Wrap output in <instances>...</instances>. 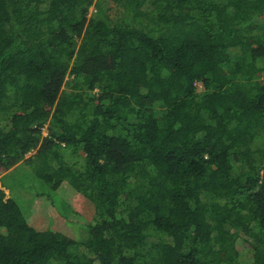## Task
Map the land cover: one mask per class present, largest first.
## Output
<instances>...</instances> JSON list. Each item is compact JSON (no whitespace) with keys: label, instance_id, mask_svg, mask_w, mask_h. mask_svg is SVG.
I'll use <instances>...</instances> for the list:
<instances>
[{"label":"trees","instance_id":"trees-1","mask_svg":"<svg viewBox=\"0 0 264 264\" xmlns=\"http://www.w3.org/2000/svg\"><path fill=\"white\" fill-rule=\"evenodd\" d=\"M12 168L85 233L0 189V264H264V0H0Z\"/></svg>","mask_w":264,"mask_h":264},{"label":"rangeland","instance_id":"rangeland-1","mask_svg":"<svg viewBox=\"0 0 264 264\" xmlns=\"http://www.w3.org/2000/svg\"><path fill=\"white\" fill-rule=\"evenodd\" d=\"M110 6L113 8L112 13H115L118 10V6L115 3H111ZM94 11L95 7L92 6L90 8L89 16ZM201 88L202 87L199 86L198 91H200ZM62 89H66V87L63 86ZM43 133L45 135L47 134V128H44ZM36 151L37 149L32 151L29 155L34 154ZM24 173L25 171L21 172L20 169L18 170L15 168L1 173L0 189H3L6 192L7 197L12 196L16 200H20L19 203L25 214L29 215V217H35V222H38L39 225H41L40 222H43V225H41L42 228L43 226H48L47 224H51L52 228L56 231H62L72 238H81L83 236V232L85 233V228L80 225L82 223L81 219L84 217L74 211L75 208H79L77 207L78 200L76 198L77 194L74 188L68 184L61 188V190L64 191L62 197L66 199L67 202L64 200L60 201L58 197L56 198L59 211L65 215L68 214L65 218L63 214L58 213V209L46 195H41L36 189H31L35 186L34 180L24 178ZM34 177L38 179V177ZM72 218H75L73 220H76V222H80L75 226V228H73V226L69 223V220Z\"/></svg>","mask_w":264,"mask_h":264}]
</instances>
